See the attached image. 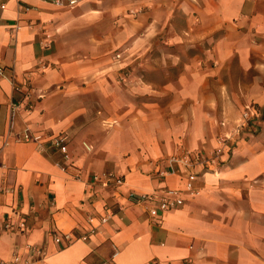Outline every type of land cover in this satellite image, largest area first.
Segmentation results:
<instances>
[{"label":"crops","instance_id":"crops-1","mask_svg":"<svg viewBox=\"0 0 264 264\" xmlns=\"http://www.w3.org/2000/svg\"><path fill=\"white\" fill-rule=\"evenodd\" d=\"M0 69V262L264 264V142L239 128L264 104V0H0ZM169 190L183 205L157 218L127 198Z\"/></svg>","mask_w":264,"mask_h":264},{"label":"built area","instance_id":"built-area-1","mask_svg":"<svg viewBox=\"0 0 264 264\" xmlns=\"http://www.w3.org/2000/svg\"><path fill=\"white\" fill-rule=\"evenodd\" d=\"M42 2H48L56 8L64 9V8H72L77 5L79 0H38ZM23 11H28L29 7H22ZM0 69V74H1ZM19 105L12 104L10 107L11 114H14ZM251 118L250 109L247 108L245 112L242 114V122L239 128L248 127V121ZM238 128V130H239ZM227 137H220L218 139L217 147L210 153V155L206 156H195L194 164L196 165H204V166H216L221 162V158L224 154L223 150L226 145ZM20 141L23 142H33L38 151L44 152L45 147L42 145V142L36 138L32 133L28 130H25L20 138ZM48 146L59 151L62 154V158L65 161L69 160V153L67 148V136L65 135H56L50 137L48 139ZM180 163H189V153L184 152L183 156L178 159ZM72 165H67L64 167V170L71 169ZM78 177V176H77ZM193 176L188 177V182L185 187V191L191 194L194 193V189L192 187ZM91 185L100 184L104 187L109 185L121 186L123 184V179L121 176L112 174V173H103V174H95L91 178ZM128 201L136 206L146 207L147 212L152 218H157L161 216V214L169 212L171 210L177 209L183 205V199L179 191L169 190L163 193L152 192L148 194H139L134 191H130L127 194ZM107 218H103L101 221L105 222ZM6 230H13L14 228L25 229L26 224L24 222H19L18 224L7 223L4 226ZM93 233V232H92ZM61 239L66 241L67 243H71L75 237L72 234H64L62 236H54V241L59 242ZM76 239L86 240V236H77ZM25 249L27 250V256L25 259L21 257L20 254L15 253L12 256L11 264H43V260L45 258V251L41 248H37L31 245H26ZM116 256V252L113 253L112 257ZM0 264H4V262H0ZM104 264H114L113 260L105 261Z\"/></svg>","mask_w":264,"mask_h":264},{"label":"rangeland","instance_id":"rangeland-1","mask_svg":"<svg viewBox=\"0 0 264 264\" xmlns=\"http://www.w3.org/2000/svg\"><path fill=\"white\" fill-rule=\"evenodd\" d=\"M249 107L251 118L248 121V127L252 126V139L264 142V104L260 106L256 103Z\"/></svg>","mask_w":264,"mask_h":264}]
</instances>
